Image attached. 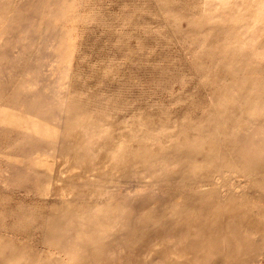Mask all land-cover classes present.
Wrapping results in <instances>:
<instances>
[{
  "label": "rangeland",
  "instance_id": "1",
  "mask_svg": "<svg viewBox=\"0 0 264 264\" xmlns=\"http://www.w3.org/2000/svg\"><path fill=\"white\" fill-rule=\"evenodd\" d=\"M0 264H264V0H0Z\"/></svg>",
  "mask_w": 264,
  "mask_h": 264
},
{
  "label": "bare ground",
  "instance_id": "2",
  "mask_svg": "<svg viewBox=\"0 0 264 264\" xmlns=\"http://www.w3.org/2000/svg\"><path fill=\"white\" fill-rule=\"evenodd\" d=\"M44 74H45V73H44ZM16 116H17V115H16ZM20 116H21V115H20ZM29 117H30V116H29ZM57 123H58V122H57ZM35 124H37V122H36ZM35 124H34V126H35ZM45 124H46V123H45ZM57 126H58V125H57ZM57 126H56V127H57ZM57 129L59 130V128H57ZM57 129H56V131H58Z\"/></svg>",
  "mask_w": 264,
  "mask_h": 264
}]
</instances>
